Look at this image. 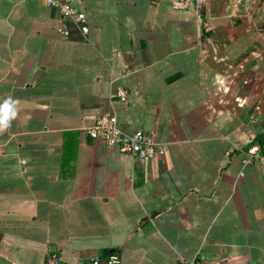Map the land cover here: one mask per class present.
Instances as JSON below:
<instances>
[{
  "label": "crops",
  "instance_id": "0c3cea01",
  "mask_svg": "<svg viewBox=\"0 0 264 264\" xmlns=\"http://www.w3.org/2000/svg\"><path fill=\"white\" fill-rule=\"evenodd\" d=\"M0 0V264H264V0ZM119 89L128 92L122 102ZM114 114L166 147L87 135Z\"/></svg>",
  "mask_w": 264,
  "mask_h": 264
},
{
  "label": "built area",
  "instance_id": "2783aa9c",
  "mask_svg": "<svg viewBox=\"0 0 264 264\" xmlns=\"http://www.w3.org/2000/svg\"><path fill=\"white\" fill-rule=\"evenodd\" d=\"M48 7L58 11L61 17L60 34L67 37L69 32L65 24L70 21L81 27L82 33H88V28L85 24V17L77 9L70 6L62 0H47ZM174 7L179 10L189 8L195 5L197 8V17L200 18L201 3L200 0H176ZM118 95L122 102L127 100L128 92L125 89H119ZM87 135L95 140L103 142L108 148L117 149L120 153L128 154L134 158L141 160H157L164 157L166 147L159 143L155 138L142 131H134L125 133L118 124L114 114L104 115L98 119L95 125L87 130ZM253 162H259L264 165V156L260 155L259 147L252 145L243 151L242 165H249ZM46 264H62L58 257H50ZM90 264H120V256L115 253L102 260L100 257H94ZM181 264H189L183 262Z\"/></svg>",
  "mask_w": 264,
  "mask_h": 264
},
{
  "label": "clouds",
  "instance_id": "9594fccd",
  "mask_svg": "<svg viewBox=\"0 0 264 264\" xmlns=\"http://www.w3.org/2000/svg\"><path fill=\"white\" fill-rule=\"evenodd\" d=\"M19 101L8 97L0 102V134H3L10 129L12 121L18 116Z\"/></svg>",
  "mask_w": 264,
  "mask_h": 264
}]
</instances>
